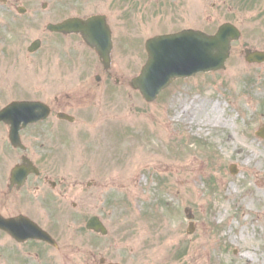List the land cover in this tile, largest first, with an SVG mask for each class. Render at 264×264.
Instances as JSON below:
<instances>
[{
	"label": "rangeland",
	"instance_id": "rangeland-1",
	"mask_svg": "<svg viewBox=\"0 0 264 264\" xmlns=\"http://www.w3.org/2000/svg\"><path fill=\"white\" fill-rule=\"evenodd\" d=\"M68 4L21 0V56L14 65L0 56V107L19 97L80 105L71 111L76 122L65 123V142L55 143L69 151L70 177H96L98 185L75 189L83 195L78 209L75 194L40 199L37 221L58 248L27 245L11 263L0 251V264H264V139L256 135L264 124V63L246 62L243 51L264 47V0H81L83 12L130 10V77L108 82L109 93L96 81L91 93L80 91L54 60L50 70L45 47L28 51ZM225 22L243 32L226 70L177 80L154 102L131 87L148 38L186 28L214 33ZM92 215L107 235L86 228Z\"/></svg>",
	"mask_w": 264,
	"mask_h": 264
},
{
	"label": "flooded vegetation",
	"instance_id": "flooded-vegetation-1",
	"mask_svg": "<svg viewBox=\"0 0 264 264\" xmlns=\"http://www.w3.org/2000/svg\"><path fill=\"white\" fill-rule=\"evenodd\" d=\"M2 3L6 7L2 5L4 11L0 15V56L7 65H14L21 56L22 5L21 0H2ZM79 3L80 1L69 2L67 11L62 16L55 17L54 11L53 22L58 23L74 17L87 20L97 16L94 23L96 27H93L96 30L86 29L91 35L90 38L95 40V46L81 33L50 32L43 29L38 36L42 39L41 47L37 52L30 54H36L45 47L46 63H49L50 70L54 68V60V64L61 68L60 77L71 76L78 79L80 91L91 93L94 81L98 84L105 83V88L108 87V82L121 85L124 77H130V10L122 9L118 12L121 8L119 6L115 10L107 8L90 13L83 12L82 7L78 6ZM260 49L264 50V47ZM18 99L22 97L12 98ZM26 99L37 100L33 97ZM44 102L50 109L49 117L22 126L19 132L26 149L11 144L12 126L0 121V216L4 220L0 228V251L6 254L5 260L10 263L21 257L19 252L27 248V245L35 248L36 244L40 243L50 247L44 241L18 242L11 232L17 231L19 225L15 224V221L19 217L37 222L40 199L41 204L56 197L67 201L72 194L77 197V201L72 200V206L78 209L83 195L75 189L84 184L88 187L98 185L96 177L86 183L78 176L70 177L69 174L75 171V167H69L70 157L66 154L69 151L58 149L55 143L56 138L64 141L63 138L68 137L64 134V126H68L65 124L68 121L58 118V114L70 113L76 107L81 108L80 105H74L71 100H63L60 97ZM9 103L2 105L0 110ZM24 157L30 159V165L25 167L29 173L22 180V175H14L13 170L23 162ZM65 162L68 164H64ZM6 221L11 223L7 224ZM3 237L6 240L2 241Z\"/></svg>",
	"mask_w": 264,
	"mask_h": 264
},
{
	"label": "water",
	"instance_id": "water-1",
	"mask_svg": "<svg viewBox=\"0 0 264 264\" xmlns=\"http://www.w3.org/2000/svg\"><path fill=\"white\" fill-rule=\"evenodd\" d=\"M70 26L79 29V23L75 20L49 27L62 31ZM239 37V30L234 25L226 23L220 26L214 35H208L202 31L185 30L152 38L146 43L149 55L147 64L141 75L133 79L132 86L139 89L145 99L152 101L177 77L224 68L230 54L231 42ZM248 60L264 61V53L248 52ZM8 109H12L10 113L18 109L20 112H31L30 115L22 117L25 122L43 118L48 114V109L41 102H16ZM5 118L10 119V115ZM258 134L264 136V129ZM11 139L13 144L18 143V136H12ZM186 211L189 212V208ZM188 217L192 219L193 215L189 214ZM88 227L101 231L103 234L107 233L102 223L96 218L89 222ZM193 229L191 224L190 231L192 232ZM28 235L47 241L52 240L48 233L36 224H24L21 227L18 236Z\"/></svg>",
	"mask_w": 264,
	"mask_h": 264
},
{
	"label": "bare ground",
	"instance_id": "bare-ground-1",
	"mask_svg": "<svg viewBox=\"0 0 264 264\" xmlns=\"http://www.w3.org/2000/svg\"><path fill=\"white\" fill-rule=\"evenodd\" d=\"M219 106H220L219 104L216 105V107H215V110H216V111H218ZM152 245H153V243H152ZM157 250H159V251L162 250V251H163V246H161V245L159 246V245H158Z\"/></svg>",
	"mask_w": 264,
	"mask_h": 264
}]
</instances>
